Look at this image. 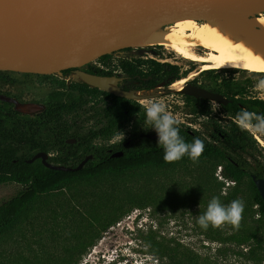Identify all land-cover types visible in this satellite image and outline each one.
<instances>
[{"label":"rangeland","instance_id":"obj_1","mask_svg":"<svg viewBox=\"0 0 264 264\" xmlns=\"http://www.w3.org/2000/svg\"><path fill=\"white\" fill-rule=\"evenodd\" d=\"M0 2V8L23 7L22 0ZM127 61L145 71L158 68L155 62L176 66L179 79L169 86L139 91L158 95L138 102L209 139L212 120L225 125L238 118L216 101H207L208 116L200 114L175 82H200L209 89L222 88L227 96L264 100V72L202 71L200 62L159 44L133 45L63 75V97L55 93L58 76L0 70V97L13 102L15 109L34 104L29 112L19 111L27 116L44 108V103L32 102L33 97L77 101L78 109L64 120L72 131L86 133L105 122L104 108L113 97L101 89L89 93L80 71L102 64L114 75L124 76L122 63ZM8 80L21 85H4ZM238 122L255 138V158L264 165V122L260 126ZM141 131L168 130L154 115L144 121L133 117L110 140L95 142L111 145ZM223 162L216 156L189 157L164 167H136L64 183L39 195L12 225L0 231V264H264V215L254 202L251 179L245 176L239 183L227 182L219 175ZM21 188L17 183L0 184V204Z\"/></svg>","mask_w":264,"mask_h":264},{"label":"trees","instance_id":"obj_2","mask_svg":"<svg viewBox=\"0 0 264 264\" xmlns=\"http://www.w3.org/2000/svg\"><path fill=\"white\" fill-rule=\"evenodd\" d=\"M155 63L159 67L147 71L140 68L138 63L130 61L122 63L125 75L120 85L126 90L141 91L155 88L161 82L169 85L180 78L176 66L169 63ZM75 70V68L66 69L63 75ZM89 72L114 74L110 70L98 67H91ZM136 82L138 84L134 86ZM83 85L89 88L88 92L91 94L99 90L85 82ZM226 86L230 87V84L227 83ZM106 93L113 97V102L104 108L105 122L97 129H90L86 133L72 131L69 123L64 120V116L78 109L80 103L77 101L63 102L62 105L53 104L40 115L41 124L46 122L47 118L59 117L60 119L63 111V157L57 159L59 162L66 166H76L86 156L93 155L82 169L76 171L52 169L39 160L27 162L31 156L32 142L35 140L32 134V123L27 115L17 112H14L16 115H11L6 110H0L2 119L0 123V184L17 183L22 186L15 195L0 204V231L12 225L20 213L39 195L56 190L69 181L93 178L107 172L123 173L136 167L151 165L164 167L173 160L189 157H220L224 162L221 164L219 175L227 182L239 183L245 176L250 177L258 213L264 215V200L252 179L253 174L264 177V165L255 158L257 151L255 138L238 122L243 121L260 126L264 122V100L229 96L231 101L223 107L231 116L238 118V121L230 120L227 124L221 125L217 120H212L213 132L209 139L195 128L183 126L162 112L146 108L137 100ZM187 98L199 107L200 114L206 116L210 114V107L205 99L190 95ZM153 115L158 121L163 122L168 130L158 132L161 134L159 138H146L141 133L147 131H141L111 145L101 146L95 142L96 139L110 140L133 117L144 121ZM73 137L76 138V142L67 143L66 140ZM108 148L112 151H108ZM115 151H123L124 154L113 157L111 154Z\"/></svg>","mask_w":264,"mask_h":264},{"label":"water","instance_id":"obj_3","mask_svg":"<svg viewBox=\"0 0 264 264\" xmlns=\"http://www.w3.org/2000/svg\"><path fill=\"white\" fill-rule=\"evenodd\" d=\"M264 10V0H91L62 18L42 21L40 28H33L37 20L7 32L6 18L9 10L0 11V70L38 74H58L70 68L82 67L91 61L133 46L131 42L157 28L176 21L198 19L212 15L256 13ZM83 82L91 87L128 99L141 100L154 95L125 90L118 86L121 77L80 71ZM180 91L226 105L230 99L204 87L185 83ZM6 100V99H5ZM34 104L17 105L18 111L29 112ZM146 138H159L158 132H142ZM75 143L76 138H68ZM115 151L113 157L122 156ZM42 157L49 168L76 171L93 157L86 156L76 166L56 165L47 161L44 152L27 159L32 162ZM264 200V177L252 175Z\"/></svg>","mask_w":264,"mask_h":264},{"label":"bare ground","instance_id":"obj_4","mask_svg":"<svg viewBox=\"0 0 264 264\" xmlns=\"http://www.w3.org/2000/svg\"><path fill=\"white\" fill-rule=\"evenodd\" d=\"M89 1L22 0L23 7L1 6L0 11L9 10L5 23V30L9 32L32 20H37L33 28H40L42 21L62 18ZM131 44L143 47L164 45L187 59L200 62L202 71L239 68L264 72V10L182 19L148 32ZM201 48H204L203 52H199ZM196 74H190L189 78ZM175 83L181 88L185 79Z\"/></svg>","mask_w":264,"mask_h":264},{"label":"flooded vegetation","instance_id":"obj_5","mask_svg":"<svg viewBox=\"0 0 264 264\" xmlns=\"http://www.w3.org/2000/svg\"><path fill=\"white\" fill-rule=\"evenodd\" d=\"M119 51H121V50H119ZM116 52H118V51H116ZM89 70H90V68H87V70H84V71L89 72ZM36 74H38V73H36ZM93 74H95V73H93ZM53 75L58 76L60 78V84L55 89L56 96L61 95L63 97V71L61 73L53 74ZM99 75H104V74H99ZM105 76H111V75H105ZM115 76H119L122 78V80L119 81L118 86L123 88V86H121L120 84L123 81L124 76L123 75H115ZM172 83H170V84H172ZM185 83H187V82H185ZM188 83H191L192 85L204 87V88H206L210 91H213V92L223 94L224 96H226L227 98L230 99V97L227 96L223 92L222 88L216 87V88L209 89L206 86H204L203 84H201L200 82H195V81H189ZM4 85L11 86V87H18L21 84L18 82H14L12 80H8L5 82ZM159 85H164V82H161ZM169 85H164V86H169ZM158 86H156V87H158ZM183 88L184 87L182 86L181 89H183ZM152 89H154V88H152ZM144 90H151V89H144ZM1 91L2 90H0V95H1ZM183 94H185V93H183ZM185 95L188 96L189 94H185ZM190 96H192V95H190ZM195 98H197V97H195ZM198 98H201L203 100L205 99L202 97H198ZM17 99L24 100L22 97H17ZM31 99H32L31 100L32 102L44 103V108L39 112L28 114V119H29L30 123H32L33 138L35 139L32 142V149L30 150V154H31L30 158L34 157L36 154H38L40 152H44L47 155V161L48 162L56 164V165H63L61 162H59L57 160V159L63 157V111H62V117L60 119H59V117L47 118L46 122L40 124V122H41V116L40 115L45 110H47L48 107L52 106L53 104L54 105H62L63 99L62 100H47V99L43 100V97H33ZM205 101L207 103V101H213V100L205 99ZM230 101H231V99H230ZM0 110H6V112L11 114V115H16L14 112H17L18 114H21V115H25L23 113H20L17 109H15V104L13 102L6 101L5 99H3L1 97H0ZM1 120L2 119L0 118V123H1ZM16 120H18V118H16ZM101 125H103V124H101ZM108 151H112V149L108 148ZM36 160H39L43 163L42 157H37L33 161H36Z\"/></svg>","mask_w":264,"mask_h":264},{"label":"built area","instance_id":"obj_6","mask_svg":"<svg viewBox=\"0 0 264 264\" xmlns=\"http://www.w3.org/2000/svg\"><path fill=\"white\" fill-rule=\"evenodd\" d=\"M99 67H100V68H102V69H106V70H108V69H109L108 67H105V66H104V65H102V64H101Z\"/></svg>","mask_w":264,"mask_h":264}]
</instances>
